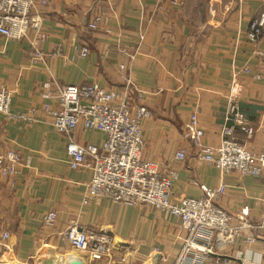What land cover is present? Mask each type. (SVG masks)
Masks as SVG:
<instances>
[{
	"label": "crops",
	"instance_id": "obj_1",
	"mask_svg": "<svg viewBox=\"0 0 264 264\" xmlns=\"http://www.w3.org/2000/svg\"><path fill=\"white\" fill-rule=\"evenodd\" d=\"M33 1L47 33L41 48L64 51L33 63L27 40L0 35V85L11 92V111L36 119L18 122L0 114V153L13 150L29 162L14 184L11 177L0 174V264H99L62 238L74 221L113 237L105 264H160L163 258L176 256L185 236L179 219H167L148 205L113 203L91 195L88 184L93 170L70 166L67 138L44 111L45 81L96 82L122 91L127 74L141 95H132L133 102L152 111L142 123V157L157 162L163 172L169 167L178 172L171 198H199L201 185L223 184L226 193L218 205L231 213L249 210L255 227L237 240L234 258L219 257L227 262L217 263L218 257L212 256L203 264H264V180L237 171L220 172L200 161L182 135L185 123L196 113L205 145L220 143L232 75L239 71L238 105L253 133L247 135L235 126L232 138L254 151L264 150V78H255L264 75L260 55L264 35L258 44L248 37L264 0ZM99 15L103 20L97 29H90L89 23ZM82 45L91 51L86 57L76 55ZM106 135L79 125L74 139L102 145ZM182 146L188 149L187 157L177 160L175 154ZM51 211L58 215L48 225L44 216Z\"/></svg>",
	"mask_w": 264,
	"mask_h": 264
},
{
	"label": "built area",
	"instance_id": "obj_2",
	"mask_svg": "<svg viewBox=\"0 0 264 264\" xmlns=\"http://www.w3.org/2000/svg\"><path fill=\"white\" fill-rule=\"evenodd\" d=\"M43 18L33 0H0V35L27 40L33 63H43L48 57L63 55L64 51L62 47L50 52L41 48V43L47 39L42 28ZM101 20V15L96 16L88 27L97 29ZM263 35L264 9L252 20L248 31V37L255 44L262 41ZM76 51L78 57H86L91 52L87 45L78 47ZM260 55L264 57V51ZM120 68L125 71V64ZM243 71L248 72L249 69L244 68ZM239 75V71L232 75L227 122L222 129L220 143L217 146L205 145V132L196 113H192L185 123L182 135L200 161L212 164L220 172L237 171L242 176L264 180V150L254 151L232 138L235 126L247 135L253 133L238 105ZM255 78L262 79L264 75L257 74ZM124 81L122 91L108 89L96 82L69 85L51 79L42 83L41 94L46 99L44 111L50 123L67 138L70 166L93 170L88 192L95 197H105L113 203L148 205L167 219H179L185 232L182 245L172 260L163 258L160 264H203L212 256L218 257L217 263H226L227 259L220 260L219 257L234 258L232 251L237 240L245 231L255 227L249 220V210L231 213L220 207L217 202L226 193L223 184L219 188L201 185L203 196L199 198H171L178 172L171 167L163 172L157 162L142 157V123L152 116V111L143 103L133 102L132 95H141L135 92L129 74L124 76ZM11 99L9 89L0 85V114L18 122L32 123L36 120L29 113L13 114ZM230 121L232 126L228 125ZM79 125L87 130L104 132L107 134L105 141L102 145L77 142L74 134ZM187 154V147L182 146L175 158L184 160ZM28 164L16 151L0 153V174L11 177L12 184L22 167ZM57 215L54 211L48 212L44 216L45 223L53 225ZM7 237L8 234L4 233L3 238ZM62 238L74 249L88 253L91 260L99 264H105L106 258L110 257L114 243L107 232L82 228L76 221L69 225ZM251 238L247 236L246 239Z\"/></svg>",
	"mask_w": 264,
	"mask_h": 264
},
{
	"label": "bare ground",
	"instance_id": "obj_3",
	"mask_svg": "<svg viewBox=\"0 0 264 264\" xmlns=\"http://www.w3.org/2000/svg\"><path fill=\"white\" fill-rule=\"evenodd\" d=\"M72 258L76 257V254H72L71 255ZM68 258V257H67ZM72 260V259H71ZM75 262V261H74Z\"/></svg>",
	"mask_w": 264,
	"mask_h": 264
}]
</instances>
